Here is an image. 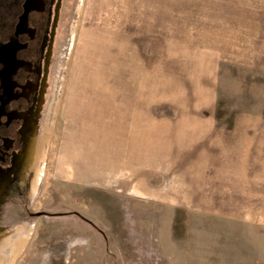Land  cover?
<instances>
[{"label": "rangeland", "instance_id": "374dc122", "mask_svg": "<svg viewBox=\"0 0 264 264\" xmlns=\"http://www.w3.org/2000/svg\"><path fill=\"white\" fill-rule=\"evenodd\" d=\"M56 38L0 264H264V0H65Z\"/></svg>", "mask_w": 264, "mask_h": 264}, {"label": "flooded vegetation", "instance_id": "af4514ba", "mask_svg": "<svg viewBox=\"0 0 264 264\" xmlns=\"http://www.w3.org/2000/svg\"><path fill=\"white\" fill-rule=\"evenodd\" d=\"M64 1L0 0V205L27 164L59 47Z\"/></svg>", "mask_w": 264, "mask_h": 264}, {"label": "crops", "instance_id": "0c3cea01", "mask_svg": "<svg viewBox=\"0 0 264 264\" xmlns=\"http://www.w3.org/2000/svg\"><path fill=\"white\" fill-rule=\"evenodd\" d=\"M228 136H231V134H228ZM232 136H234V135L232 134ZM232 136L231 137H228V138L225 137L226 139L222 140V136L219 133L218 136L215 137L216 139H213L212 141H210V143H209V141H207L206 143L204 142V147H206L207 150L210 149V148H212L215 151V153H213L214 154L213 156H217L218 155V156L224 157V154L225 153L227 154L228 151H230V154H233L234 155V151H235V148L237 146V140L238 139H236L235 137H232ZM117 148H120V145H117ZM121 148L123 150L125 149L124 148V143H123V145H121ZM228 148H229V150L227 151ZM222 160H224V159L221 158V161H218L217 163L212 164V165H214L211 168V169L214 168L213 170L206 169L207 166L209 165V163L207 161H205V159H204V161L202 163L203 164L202 165L203 181L205 183L206 182L210 183V180L211 179H213V180L215 179L216 181H218L217 185H215L214 188H213V190H214L213 192H214L215 195H219V196H221L220 195L221 194L220 187H222V185H224L226 183L225 182V180H226L225 178L227 176L225 177L224 173H226L228 171L230 173H232V172L235 173L236 172V170L233 167L235 164H233L232 166H230L231 170L230 169H227V168L226 169H223L222 168L223 165H220L221 164L220 162H223ZM208 170H209V172H208ZM207 172L210 173V174L207 175ZM212 173H215L214 174L215 176L213 178H210V175H212ZM209 187H211V185H209ZM222 202H224V201H222Z\"/></svg>", "mask_w": 264, "mask_h": 264}, {"label": "water", "instance_id": "95a60500", "mask_svg": "<svg viewBox=\"0 0 264 264\" xmlns=\"http://www.w3.org/2000/svg\"><path fill=\"white\" fill-rule=\"evenodd\" d=\"M75 213L77 214L81 219L86 220L82 215H80L79 213L73 211V212H63V213H48V212H44V211H38L33 213L35 216H39V215H67V214H72ZM88 221V220H86Z\"/></svg>", "mask_w": 264, "mask_h": 264}, {"label": "bare ground", "instance_id": "6f19581e", "mask_svg": "<svg viewBox=\"0 0 264 264\" xmlns=\"http://www.w3.org/2000/svg\"><path fill=\"white\" fill-rule=\"evenodd\" d=\"M37 153V152H36Z\"/></svg>", "mask_w": 264, "mask_h": 264}]
</instances>
